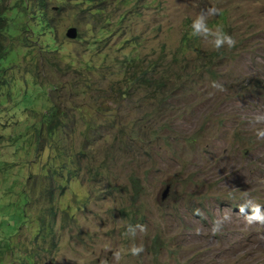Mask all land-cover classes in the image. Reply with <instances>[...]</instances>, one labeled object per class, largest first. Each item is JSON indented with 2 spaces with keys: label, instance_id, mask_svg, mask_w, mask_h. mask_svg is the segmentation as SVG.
<instances>
[{
  "label": "rangeland",
  "instance_id": "rangeland-1",
  "mask_svg": "<svg viewBox=\"0 0 264 264\" xmlns=\"http://www.w3.org/2000/svg\"><path fill=\"white\" fill-rule=\"evenodd\" d=\"M107 2L111 11L118 8L119 0ZM131 8L136 14L130 35L143 41V61H169L186 24L202 15L207 31L199 33L200 50L204 58L218 60L159 106L140 100L141 94L133 103H117L109 83L121 76L107 71L98 76L82 67L98 66L107 53L121 57L123 52L114 53L116 38L112 50H102L103 57L85 40H68L66 30L80 29L76 21L87 19L75 9L59 19L55 41L47 40L50 52L44 53L45 39L39 37L40 76L38 69L31 76L25 73L30 58L23 60L27 48H21L15 65L5 71L6 84L0 80V264H264V224L249 223L239 214L240 206L246 214L257 204L264 206V0H131L122 9ZM224 35L235 44L217 48ZM35 77L67 85L58 94L62 109L77 114L71 105L83 108L103 132L89 144L95 152L93 167L106 158L111 142L121 138L117 123L131 136L122 137L123 142L135 145L114 151L109 169H103L108 179L97 176L92 183L85 174L82 181L68 184L53 244L34 241L42 207H25L28 224L21 223L27 178L54 154L40 142L36 157V144L30 143L32 128L55 103L50 101L53 87L36 86ZM132 125L134 132L142 130L138 138ZM85 128L77 121L75 149ZM131 176L144 188L137 200L130 193ZM167 185L169 192L161 200ZM66 206L71 208L68 218L61 214ZM214 220L223 222L215 234Z\"/></svg>",
  "mask_w": 264,
  "mask_h": 264
},
{
  "label": "trees",
  "instance_id": "trees-1",
  "mask_svg": "<svg viewBox=\"0 0 264 264\" xmlns=\"http://www.w3.org/2000/svg\"><path fill=\"white\" fill-rule=\"evenodd\" d=\"M72 2H74V6L69 9ZM130 2L131 0H119L118 8L114 11L110 10L111 2H107V0H13L9 6L0 4L1 83L6 84V81L4 82L5 71L15 65L20 50L24 47L27 48V52H23V60L30 58L25 73L31 76L33 71L38 69L37 77L40 76L41 71L37 66L40 55L39 37L45 39L41 43L44 53L50 52L51 48L47 47V40L55 41L53 36H56L60 25L59 19L65 13H70L75 9L74 11L85 14L84 16L87 18L81 17V20L76 21L77 26L80 27L78 40L88 42V46L94 48L97 56L102 55L103 57L102 50L106 47L109 48V51L112 50L113 43L111 41L116 38L118 44L114 45V53L123 52L121 57L116 55L110 57L107 53L98 66L90 63L82 67L88 73H95L98 76L105 75V71L109 76L115 74L121 76L119 81L109 83V92H113L112 95L117 103L118 101L133 103L137 94H141L140 98L142 99H139L142 101L154 100L159 106L166 104L178 89H183L186 85L189 87L190 83L195 82L199 75L210 70L212 64L218 60V56L203 57L199 47L200 36L194 34L193 25L187 23L169 61L166 57L143 61L141 58L143 41L138 35H130L134 25L132 20L136 12L132 11V8L125 12L122 9ZM124 25L126 29H124ZM32 79L36 86L42 87L49 84L53 87L55 97H50V101L54 100L55 103L51 102L53 105L49 111L50 114H44L38 125L32 128L30 143L36 144V157L40 155V142H43L44 149H48L54 154L48 156V161L45 162L38 174L29 175L30 177L27 178L25 185L27 190L21 194L24 200L21 223L28 224L25 207H42L43 212L39 215L34 241L49 240L48 242L53 244L57 242L58 231L55 232L54 225L57 223L60 200L68 184L72 180L82 181L85 174L90 177L92 183L96 182L97 179L94 178L97 176L100 181L108 179L109 174L103 169H109L114 151L119 146L124 147L119 149L123 151L135 145L128 139L123 142L122 137L130 138L131 136L126 135L127 128L125 126L117 123L121 138L111 142L105 150L106 158L100 165L93 167L91 163L94 162L95 152L89 147L96 143L95 134L102 133L103 136V132L94 125L88 115L83 113V108L71 105L72 109L78 112L77 114L73 113L74 110L64 111L62 109V103L57 102L58 99H61L58 94L61 95L67 85H53L46 81V78L41 80L35 77ZM97 84L100 85V82ZM76 120L81 124L84 123L86 127L80 133L82 143L78 149L73 147ZM116 120L115 116V119L111 121ZM112 131L113 128L108 126L107 133ZM139 132L142 133V130ZM139 132H134V127L131 128V133L137 138ZM87 162H89L88 166H86ZM82 164H85L84 168H82ZM129 185L132 199L137 200L144 190L139 178L131 176ZM70 209L69 206L62 208L61 214L64 218L70 216Z\"/></svg>",
  "mask_w": 264,
  "mask_h": 264
},
{
  "label": "clouds",
  "instance_id": "clouds-1",
  "mask_svg": "<svg viewBox=\"0 0 264 264\" xmlns=\"http://www.w3.org/2000/svg\"><path fill=\"white\" fill-rule=\"evenodd\" d=\"M193 28H194V34H199L202 30L207 31V29L204 27L203 15L197 21L194 22ZM225 42H227L229 46H233L235 44V41L230 36L224 35L222 39H218L216 41V47L217 48L220 47V45ZM261 135H264V133H261ZM262 208H264V206L257 204L254 207L248 209L250 210L251 214H246V208L240 206L239 214H245L246 219L248 220L249 223L258 222L264 224V211H262ZM196 214L197 215L200 214L199 210H197ZM225 219H227V217H225ZM222 225H223L222 221L214 220L212 225V232L214 234L218 233L221 230Z\"/></svg>",
  "mask_w": 264,
  "mask_h": 264
},
{
  "label": "water",
  "instance_id": "water-1",
  "mask_svg": "<svg viewBox=\"0 0 264 264\" xmlns=\"http://www.w3.org/2000/svg\"><path fill=\"white\" fill-rule=\"evenodd\" d=\"M65 36H66V38H67L68 40H71V41L76 40L77 37H78V29L75 28V27H70V28H68V29L66 30ZM169 189H170V186L167 185V186L165 187L164 193L162 194V197H161L162 199H161V200H163V199L166 198V195H167V193L169 192Z\"/></svg>",
  "mask_w": 264,
  "mask_h": 264
}]
</instances>
